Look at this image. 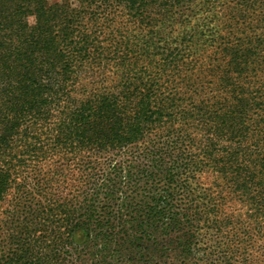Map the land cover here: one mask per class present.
<instances>
[{"label":"trees","instance_id":"trees-1","mask_svg":"<svg viewBox=\"0 0 264 264\" xmlns=\"http://www.w3.org/2000/svg\"><path fill=\"white\" fill-rule=\"evenodd\" d=\"M246 122L264 0H0V264H234Z\"/></svg>","mask_w":264,"mask_h":264},{"label":"rangeland","instance_id":"rangeland-1","mask_svg":"<svg viewBox=\"0 0 264 264\" xmlns=\"http://www.w3.org/2000/svg\"><path fill=\"white\" fill-rule=\"evenodd\" d=\"M48 1L53 4L63 0ZM67 1L73 4L77 2V0ZM249 116L258 120L255 112L250 111ZM246 127L249 134L248 132L243 133V138H241L243 144L240 140H237V137H234L231 143L235 147L234 152H239L236 158L240 162H238L240 168L245 166L247 169L248 188L245 196L239 194L240 190L233 193L235 185L228 186L226 190L229 192L231 200V211L234 212L232 218L233 244L236 251H238L237 254H234L233 261L234 264H264V245L259 248L262 242H264V215L256 214V208L259 207L263 208L264 212V201H258L257 199L259 191H264V166L256 162L258 159L259 161L262 160L264 156V147H261L264 143L262 140V137L264 138V130H262L263 126L256 127L255 122H246ZM227 143V140L220 141V145L223 146H226ZM259 184L262 185V188L259 187ZM213 236H210V234L203 236V240H201L203 248L209 245L208 243H213L211 240H208V238L214 240ZM81 237V232H76L73 238L74 242L79 243ZM215 243L220 247V241L216 240Z\"/></svg>","mask_w":264,"mask_h":264}]
</instances>
